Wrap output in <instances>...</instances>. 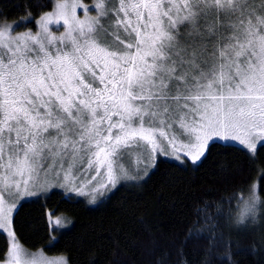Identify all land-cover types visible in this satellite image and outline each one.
I'll return each instance as SVG.
<instances>
[{
  "label": "snow or ice",
  "instance_id": "obj_1",
  "mask_svg": "<svg viewBox=\"0 0 264 264\" xmlns=\"http://www.w3.org/2000/svg\"><path fill=\"white\" fill-rule=\"evenodd\" d=\"M93 8L95 17L81 0H53L36 32L13 34L31 16L0 22V232L10 238L0 264H67L27 252L12 230L23 197L36 195L29 187L49 176L85 195L77 183L88 176L104 179L93 192L136 179L119 163L133 155L146 153L154 168V154L168 149L195 162L214 138L253 153L264 141V0H95ZM61 23L65 31L53 34ZM259 187L234 193L227 210L216 204L214 216L208 205L198 211L213 231L222 221L247 227L262 215ZM193 237L215 247L214 235L190 229L185 243Z\"/></svg>",
  "mask_w": 264,
  "mask_h": 264
},
{
  "label": "trees",
  "instance_id": "obj_2",
  "mask_svg": "<svg viewBox=\"0 0 264 264\" xmlns=\"http://www.w3.org/2000/svg\"><path fill=\"white\" fill-rule=\"evenodd\" d=\"M53 0H0V22L15 23L31 16L17 29H34L35 21L52 8ZM47 5V7H45ZM264 142L255 152L235 144L212 141L197 162L158 157L155 167L138 180L122 181L98 203L52 189L24 199L14 211L12 228L28 250L43 249L65 255L69 264H264V205L262 214L247 227L221 222L205 223V209L216 213L234 193L259 185L264 201ZM233 205L236 201L232 202ZM48 212L66 220L52 229ZM214 235L187 239L189 230ZM54 234L55 239L52 238ZM50 245H52L50 247ZM8 242L0 232V260Z\"/></svg>",
  "mask_w": 264,
  "mask_h": 264
},
{
  "label": "rangeland",
  "instance_id": "obj_3",
  "mask_svg": "<svg viewBox=\"0 0 264 264\" xmlns=\"http://www.w3.org/2000/svg\"><path fill=\"white\" fill-rule=\"evenodd\" d=\"M257 2L259 3V0H257ZM81 3L84 6L87 7V14L89 16L95 17L97 15V12L93 8V5L95 3V0H81ZM50 11H52V8L49 11H47V12H50ZM47 12H45V13H47ZM77 15L80 16L81 18H83L84 15H85L84 10L77 9ZM40 17L37 20H39ZM36 21H35V24H36ZM8 24H14V23H8ZM37 30H38L37 29V25H35V28L34 29H17V28H14L13 34L14 35L15 34H20V33L26 32V31L36 32ZM50 31L53 32V34H55V35H60V34H62L65 31V27L63 26L62 23L59 24V25L52 24V25H50ZM212 141H218V142H222V143L235 144V145H238L240 147L245 148L249 152H252L245 145L240 144L239 141H235V140H231V139L225 141L222 138H214ZM212 141H209V143L212 142ZM182 142L183 143H186L187 141L184 140L183 138H179L177 140V143H182ZM263 142L264 141L257 142V146L260 143H263ZM209 143H208V145H209ZM168 153H169L168 155H162V154H159V153L154 154V162H156V160L158 159V157L167 158V159L174 160V161H178V162H183L184 160H188L191 163H197L202 158L201 157L199 160L193 162L190 157L185 156L183 154H181L180 158L177 159L176 156L172 154L171 149H168ZM146 156H147V154L145 153V154H143V156L133 155L130 159H122V160H120L119 163L120 164H123L124 167L128 170L129 176L136 177V179L121 178L120 181L117 183V185L121 182V180L122 181L138 180V179L142 178L144 175H146L145 173H147L150 168H146L145 167V164H151L153 162V160L151 158L145 159ZM138 158L141 160V163L139 165H137V163H136V160ZM93 175H94V173H93ZM90 178H91V176H88L87 179H81L77 183V187H79L80 184H85L86 185V187L84 188V191L86 193L85 195H78L75 192H70V190H69L68 187H60L59 185H60V183H62V181H58L53 176H49L47 178V181L48 182L46 184L43 183V181H41L40 184H37L36 186H30L29 187V191L30 192H35L36 195L23 197L22 200L28 199V198H31V197H35V196H40L42 194H46L50 190L57 188V189L62 190L67 195H72V196H75V197L84 198V199H86L90 203H98L101 199H103L105 197V195H107L113 189V187H111V185H109L107 189H102L99 192H93V189L94 188H97V187H99L100 184L104 183V179L103 178H100L98 181H95L92 184H88L87 183V180L90 179ZM252 185H255V184H252ZM245 194H246V192H245ZM9 203H12V201H9ZM57 218H59L61 220L62 225H66V220H64L63 218H60V216H54V215L52 216L50 214V212H48V219H49V221H53L54 222ZM50 225H51V228L52 229H59V228H61V227H56L54 224H50ZM12 230H13V228H12ZM2 233H4L5 236H6V238H7L8 249H9V240H10V238L7 236V234L5 232H2ZM52 238L55 239L54 234H52ZM23 248L26 249L25 247H23ZM26 250L29 253H39V252H43V254L46 257L50 258V259L51 258H56V259L66 258V256L65 255H62V254H58V255H50V254H47V253L44 252L43 249H36V250H28V249H26ZM7 252H8V250H7ZM2 260H0V261H2ZM67 264H69L68 261H67Z\"/></svg>",
  "mask_w": 264,
  "mask_h": 264
}]
</instances>
